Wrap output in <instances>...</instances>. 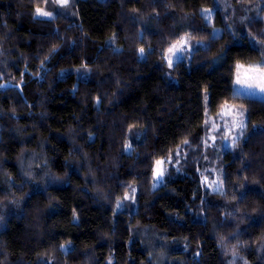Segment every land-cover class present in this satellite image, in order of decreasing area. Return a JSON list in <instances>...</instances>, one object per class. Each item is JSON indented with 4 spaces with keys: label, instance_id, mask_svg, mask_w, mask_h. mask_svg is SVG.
<instances>
[{
    "label": "trees",
    "instance_id": "16d2710c",
    "mask_svg": "<svg viewBox=\"0 0 264 264\" xmlns=\"http://www.w3.org/2000/svg\"><path fill=\"white\" fill-rule=\"evenodd\" d=\"M232 3L259 13L0 0V264H264V100L234 93L238 65L264 61V0ZM184 34L196 47L170 66ZM226 104L243 122L236 150L210 133Z\"/></svg>",
    "mask_w": 264,
    "mask_h": 264
},
{
    "label": "rangeland",
    "instance_id": "374dc122",
    "mask_svg": "<svg viewBox=\"0 0 264 264\" xmlns=\"http://www.w3.org/2000/svg\"><path fill=\"white\" fill-rule=\"evenodd\" d=\"M57 4L62 5L59 0H56ZM70 0H68L67 4H69ZM218 2L223 5L227 11L230 13L231 17L237 21L243 22L244 20L246 21L247 19L253 18L258 15L259 9L258 8H251V7H242L238 5H234L232 3V0H218ZM66 4V5H67ZM44 12L51 13L50 16H44V15H38L37 14V8L35 10V15L41 18H53L56 15V12L53 11V9L49 8H41L38 7ZM202 14L204 15V18L208 23H213L214 21V14L215 11L210 8H202L201 9ZM239 23V22H237ZM213 35L218 36L222 33V27H213ZM175 45V47H173ZM197 45V44H196ZM260 49L264 51V44L259 43L257 45ZM195 43L192 42L187 34H184L180 40L172 44L169 49H172L170 52L169 49L166 52V60L169 63L171 61V65L177 62L178 60L182 59L184 55L188 52H192L195 48ZM145 53V50L141 52V56H143ZM179 57V59L177 58ZM220 60H217L216 62L218 63ZM239 69L237 67L236 70V76H235V90L234 93L239 96H244V97H253V98H258V99H263L264 100V93H259V89H256L258 95L255 96H248L245 95V89L241 87V85L236 83L237 76L239 75L240 78L246 79V78H251L253 76V73L250 71V69L255 68V67H262L264 68V61L260 63H253V64H239ZM236 108L234 105L226 104L223 109L221 117L219 119H213L211 118L209 120V127H210V133L212 136V141H216L218 131L222 129L224 131V145L226 148H231L236 150V140L240 137L242 130H243V122L240 121V117L236 116L238 113H233L231 109ZM144 112H135L130 114L129 118V123L131 126H135L140 124L142 121H144ZM159 162V161H158ZM157 162V172H156V180H155V187H158L161 182L163 181L165 172L168 170L169 165L165 164L164 162ZM209 167H206L204 169L203 173V181L211 191H222L224 189V179H223V174L222 172H216V171H209ZM132 199L131 195L126 196L125 199L120 201V207L124 204V202L129 201ZM235 262V261H234Z\"/></svg>",
    "mask_w": 264,
    "mask_h": 264
},
{
    "label": "snow or ice",
    "instance_id": "6c2138e0",
    "mask_svg": "<svg viewBox=\"0 0 264 264\" xmlns=\"http://www.w3.org/2000/svg\"><path fill=\"white\" fill-rule=\"evenodd\" d=\"M59 2L62 5H66L68 0H59ZM37 14L38 15H44V16H50L51 13L44 12L41 9L37 8ZM175 47V45L173 46ZM171 52L172 49H169ZM141 52H143V49H141ZM179 59V57H177ZM169 65L171 66V61H169ZM239 69V66H238ZM250 71L253 73V76L251 78L241 79L240 76H237L236 83L241 85L243 89H245V95L248 96H255L258 95L256 89H259V93H264V68L262 67H255L250 69ZM159 163V162H158Z\"/></svg>",
    "mask_w": 264,
    "mask_h": 264
}]
</instances>
